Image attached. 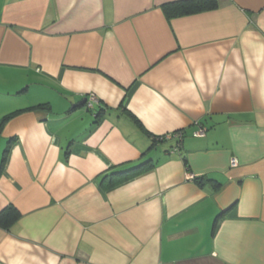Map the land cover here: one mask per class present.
<instances>
[{
	"label": "crops",
	"instance_id": "1",
	"mask_svg": "<svg viewBox=\"0 0 264 264\" xmlns=\"http://www.w3.org/2000/svg\"><path fill=\"white\" fill-rule=\"evenodd\" d=\"M173 1L0 0V264H264V0Z\"/></svg>",
	"mask_w": 264,
	"mask_h": 264
},
{
	"label": "trees",
	"instance_id": "2",
	"mask_svg": "<svg viewBox=\"0 0 264 264\" xmlns=\"http://www.w3.org/2000/svg\"><path fill=\"white\" fill-rule=\"evenodd\" d=\"M218 6H219L218 0H177V1L164 4L163 10L168 18H174L178 16L190 15V14H195V13H199L202 11L215 9ZM11 117L12 115H7L3 117L2 119H0V133L2 132L7 121ZM178 132H181V131L179 130L177 132L171 133V137L177 136V138L179 139L178 144L175 147H173V148H176L177 151H179L182 148V141H181L182 139L177 135ZM167 138H168L167 134L164 136H158V137L154 136L155 141H158V140L163 141L164 139H167ZM185 162L187 163L186 158H185ZM154 166H155V163L153 162V160L147 159L143 162H140L128 168L110 172L109 174L103 176L102 182L103 184L105 182H108L107 184H105V187L111 188L116 185L127 182L145 173L146 171L152 169ZM109 176H112V178L108 179ZM200 179L202 178H197V182L199 184H203V181ZM19 216H20V212L16 208L12 206L9 207L7 213L3 212L0 214V226L4 228H8L16 219L19 218Z\"/></svg>",
	"mask_w": 264,
	"mask_h": 264
},
{
	"label": "built area",
	"instance_id": "3",
	"mask_svg": "<svg viewBox=\"0 0 264 264\" xmlns=\"http://www.w3.org/2000/svg\"><path fill=\"white\" fill-rule=\"evenodd\" d=\"M96 98H95V96L94 95H91L90 97H89V99H87V105H89V106H92L93 105V101L95 100ZM206 130H207V128L205 127V126H202L198 131H196V135H204L205 134V132H206ZM177 135L182 139L183 137V135H182V132H178L177 133ZM167 136L168 137H171V134H167ZM173 150H176V148H173ZM232 164L234 165V166H236L237 165V160H236V158H233L232 159Z\"/></svg>",
	"mask_w": 264,
	"mask_h": 264
},
{
	"label": "water",
	"instance_id": "4",
	"mask_svg": "<svg viewBox=\"0 0 264 264\" xmlns=\"http://www.w3.org/2000/svg\"><path fill=\"white\" fill-rule=\"evenodd\" d=\"M87 102V99L86 100H84L82 103H86Z\"/></svg>",
	"mask_w": 264,
	"mask_h": 264
},
{
	"label": "rangeland",
	"instance_id": "5",
	"mask_svg": "<svg viewBox=\"0 0 264 264\" xmlns=\"http://www.w3.org/2000/svg\"><path fill=\"white\" fill-rule=\"evenodd\" d=\"M4 129V128H3Z\"/></svg>",
	"mask_w": 264,
	"mask_h": 264
}]
</instances>
